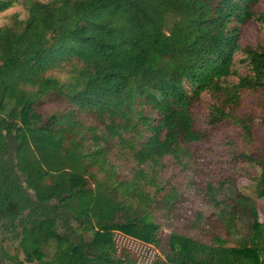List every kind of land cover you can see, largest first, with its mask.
Masks as SVG:
<instances>
[{
    "label": "trees",
    "instance_id": "trees-1",
    "mask_svg": "<svg viewBox=\"0 0 264 264\" xmlns=\"http://www.w3.org/2000/svg\"><path fill=\"white\" fill-rule=\"evenodd\" d=\"M261 1L25 0L27 17L0 26V264H123L116 231L164 244L158 264H264V149L236 154L258 169L254 196L231 176L194 186L210 213L179 217L185 199L159 178L165 158L185 169L206 137L193 112L204 93L211 124L252 139L235 111L264 86V46L241 42L249 23L264 28ZM48 96L66 108L44 113ZM156 211L201 237L162 240Z\"/></svg>",
    "mask_w": 264,
    "mask_h": 264
},
{
    "label": "rangeland",
    "instance_id": "rangeland-1",
    "mask_svg": "<svg viewBox=\"0 0 264 264\" xmlns=\"http://www.w3.org/2000/svg\"><path fill=\"white\" fill-rule=\"evenodd\" d=\"M258 8L264 12V0L261 1ZM14 15L20 19L27 17L25 0H13L8 9L0 12V26L10 23ZM241 42L243 45L264 46V28L258 22L249 23L242 30ZM239 73L244 74L245 71L239 69ZM54 74L61 79L66 78L64 72ZM213 102L214 98L209 93H204L193 108L196 127L207 133L204 139L190 145L194 149V157L187 167L183 169L179 162L167 157L164 159V166L159 170V178L162 183H165V186L175 185L185 199L177 204L179 217H184L195 211L210 213L215 210L211 204H205L193 190L194 186L203 188L208 181L216 185L227 176H231L236 181L239 190L254 196L251 178L258 173V169L237 159L236 154L246 151L254 156L256 147L264 149V122L260 121L261 118H264V86L258 91H244L241 103L235 111L236 116L247 115L251 119L252 139L250 140L243 137L241 126L231 120H222L215 124L209 122L208 112ZM38 107L44 113H48L51 110H62L66 108V104L61 98L48 96L39 103ZM116 163L123 173H127L132 166L128 161H116ZM188 178L193 180L192 185L186 181ZM257 209L259 219L263 220V199L257 200ZM155 215L156 222L161 224L159 232L162 240H165L172 230L195 238L201 237L195 231H186L178 218L166 219L162 211H156ZM4 245L10 253L15 252L14 244L4 242ZM156 248L162 257L164 244L161 245L162 249Z\"/></svg>",
    "mask_w": 264,
    "mask_h": 264
},
{
    "label": "built area",
    "instance_id": "built-area-1",
    "mask_svg": "<svg viewBox=\"0 0 264 264\" xmlns=\"http://www.w3.org/2000/svg\"><path fill=\"white\" fill-rule=\"evenodd\" d=\"M114 254L123 264L131 259L133 264H158L160 252L154 244L128 236L120 231L113 234ZM108 264V263H101Z\"/></svg>",
    "mask_w": 264,
    "mask_h": 264
}]
</instances>
